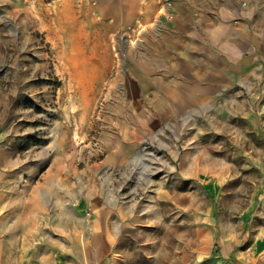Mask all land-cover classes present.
<instances>
[{
  "label": "rangeland",
  "instance_id": "374dc122",
  "mask_svg": "<svg viewBox=\"0 0 264 264\" xmlns=\"http://www.w3.org/2000/svg\"><path fill=\"white\" fill-rule=\"evenodd\" d=\"M98 1L0 0V264H264L251 94L170 99Z\"/></svg>",
  "mask_w": 264,
  "mask_h": 264
},
{
  "label": "crops",
  "instance_id": "0c3cea01",
  "mask_svg": "<svg viewBox=\"0 0 264 264\" xmlns=\"http://www.w3.org/2000/svg\"><path fill=\"white\" fill-rule=\"evenodd\" d=\"M98 2L87 10L95 12L94 20L106 21L107 33L132 19L146 29L143 37H156L170 99L209 100L234 88L250 93L253 110L264 115V0Z\"/></svg>",
  "mask_w": 264,
  "mask_h": 264
},
{
  "label": "bare ground",
  "instance_id": "6f19581e",
  "mask_svg": "<svg viewBox=\"0 0 264 264\" xmlns=\"http://www.w3.org/2000/svg\"><path fill=\"white\" fill-rule=\"evenodd\" d=\"M127 41V40H126ZM127 43V42H126ZM125 56V55H124Z\"/></svg>",
  "mask_w": 264,
  "mask_h": 264
}]
</instances>
